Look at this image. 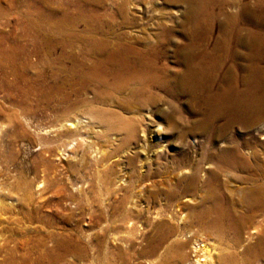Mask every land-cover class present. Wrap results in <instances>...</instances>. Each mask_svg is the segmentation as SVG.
I'll return each mask as SVG.
<instances>
[{
    "label": "rangeland",
    "instance_id": "obj_1",
    "mask_svg": "<svg viewBox=\"0 0 264 264\" xmlns=\"http://www.w3.org/2000/svg\"><path fill=\"white\" fill-rule=\"evenodd\" d=\"M23 1L27 24H49L50 19L42 20L39 14L51 12L55 17L51 21L78 23V29L83 28L81 14L75 10L78 0H45L44 5L37 0ZM79 1L84 9L98 6L100 19L112 29H119V33L141 31L142 26H148L158 42L160 31L169 28L167 37L174 43L164 45L169 54L159 61L172 73L182 68L174 52L178 41H186L184 31L190 28L184 21L187 5L182 0ZM244 1L252 4L255 0ZM229 11L236 9L230 7ZM12 14L9 25L6 19H0V28L14 30L16 20ZM159 15L166 18L157 25ZM215 30L209 46L215 42L217 27ZM31 32L23 43L30 61L38 65L27 74L24 94L17 91V85L7 89L0 80V246L56 248V264H196L191 242L202 236L209 255L201 264H264L263 248L256 247L254 253L246 251L264 236V217L257 218L254 230L248 224L240 236L227 228L219 233L202 224H191L186 217L185 205L203 203L214 190L206 183L210 169H203L204 182L194 189L188 180L180 181L177 174L169 173L171 164L181 161V135L191 133V121L198 119L190 113L187 96L173 99L155 89L159 99L134 115L139 128L134 138L126 137L123 131L107 129V123L95 119L82 107L77 111H63L64 107L57 110L56 93L50 91L51 99H44V93L54 84L52 72L46 69L45 78L37 75L43 68L38 63L40 55H50L46 48L42 51L40 44L47 36L41 34L35 41ZM59 47L51 57L62 51ZM84 95L73 98L90 96ZM77 121L83 124L80 122L79 129L70 133L65 124ZM225 123V119L218 120L216 141L212 144L205 135L186 134L191 157L199 151L198 144H203V149L210 145L225 149L231 142L257 133L246 132L239 125L225 130ZM157 124L161 127L159 132L154 131ZM141 138L147 144L145 148L139 142ZM71 144L77 146L75 156L67 150ZM137 145L138 152L153 154L151 166L147 165L144 172L138 158L141 156L134 154ZM225 178L221 175L219 181L222 183ZM221 191L226 194L224 189ZM26 194L30 195L29 218L19 206Z\"/></svg>",
    "mask_w": 264,
    "mask_h": 264
},
{
    "label": "bare ground",
    "instance_id": "obj_2",
    "mask_svg": "<svg viewBox=\"0 0 264 264\" xmlns=\"http://www.w3.org/2000/svg\"><path fill=\"white\" fill-rule=\"evenodd\" d=\"M182 1L187 5L184 21L190 28L184 31L186 41H178L174 50L182 68L172 73L159 61L169 54L164 45L174 43L167 37L169 28L160 31L158 42L154 41L155 33L149 32L152 27L146 28L148 26H142L141 31L119 33V29H112L100 19L98 6L84 9L79 0L75 10L81 14V30L78 23L68 25L63 20L51 21L55 18L51 12L39 14L42 20L50 19L49 24H45L46 21L41 25L27 24L23 0H0V19H6L9 25V15L13 12L16 20L13 31L9 27L10 30L0 28V80L7 89L15 84L17 91L24 94V84L29 79L27 74L38 65L30 61L23 43V38L33 31L30 35L35 41L41 34L47 36L45 39L42 36L40 44L42 51L47 49L50 55H40L38 63L43 68L37 75L45 78L46 69L52 72L54 84L44 93V99L48 102L51 99L49 92L56 93L57 110L64 107L63 111H71L82 107L95 119L107 123V129L123 131L126 137L134 138L139 129L134 115L155 102L158 98L155 89L163 90L173 99L187 96L190 113L198 119L191 121V133L181 135L183 146L179 148L178 156L182 162H171L169 173L177 174L180 181L188 180L189 187L194 189L203 181V169H210L206 183L214 188L213 193L201 204L185 205L186 217L191 224H202L219 233L227 228L240 236L248 224L253 225L254 230L257 218L264 217V0H255L252 4L244 0ZM37 2L40 5L46 3L45 0ZM230 7L236 11L230 12ZM156 18L158 25L166 17L159 15ZM215 27V42L209 46ZM57 46L62 51L51 57ZM78 94L90 96L74 99ZM113 107L129 116H123ZM221 118L226 120L225 130L239 125L246 132L257 133L233 141L225 149H216L213 145L203 149V144H198L199 151L191 157L190 145L185 142L186 134L205 135L207 142L212 144L216 141V124ZM80 122H67L65 126L71 133L79 129ZM160 130L157 124L154 131ZM139 142L143 143V147L138 144L142 148L147 146L142 138ZM138 145L134 154L141 156L138 158L144 172L147 165L151 166L153 154L138 152ZM75 147L71 144L67 149L73 156L77 153ZM182 173H188L187 177ZM221 175L226 177L222 183L219 181ZM223 189L226 194L221 191ZM28 198L29 194L24 195L19 206L22 214L29 218ZM192 240L190 250L192 256L197 257L196 264L205 263L209 255L205 240L202 236ZM258 246L264 252V236L246 251L254 253ZM56 252V248L45 246L2 244L0 264H56Z\"/></svg>",
    "mask_w": 264,
    "mask_h": 264
}]
</instances>
